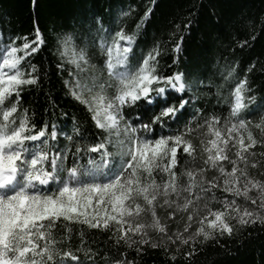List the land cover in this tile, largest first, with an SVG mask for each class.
Instances as JSON below:
<instances>
[{
  "label": "snow or ice",
  "instance_id": "obj_1",
  "mask_svg": "<svg viewBox=\"0 0 264 264\" xmlns=\"http://www.w3.org/2000/svg\"><path fill=\"white\" fill-rule=\"evenodd\" d=\"M149 12L145 11L136 24L137 28L142 26ZM183 27L189 28L190 22ZM18 40L21 41L19 44ZM56 40L58 51L60 46L67 48L71 44L75 47V37L72 35L58 34ZM134 40L135 33H128L124 28H118L114 33H101L97 29L91 43L104 54V65L98 69L93 65L92 74L88 77L84 76V70L80 67L81 61L85 66L89 63L86 49L80 48L76 54L73 61L76 70L69 73L65 87L75 100L87 108L96 127L105 130L108 135L96 143L77 144L72 154V166L64 163L67 152L53 151L50 154L48 151L58 136H67V133L60 131L56 124L51 126L50 131L47 124L37 130V126L29 121L27 110L23 113L19 111L21 86L35 84L38 80L35 64L27 71L20 65L44 44L42 33L36 28L32 38L25 34L23 37L10 36L7 43L0 40V264H68L65 258H70L74 264H81L77 255L79 248L62 250L57 246L53 229L61 218L70 223L86 224L89 228L105 229L114 221L118 232L117 243L121 240L126 244L137 245L151 242L152 247L158 245L151 241L147 229L165 233L160 243L179 241V244H187L199 235H203L205 240L215 232L230 235L233 228L228 221L233 212L241 225L257 221L264 224V183L251 177L247 169L248 158L254 155L247 150L258 141L248 131L246 121L238 119L241 109L248 107L253 100L252 96L247 95L248 104L245 103L247 81H233L230 115L225 118L226 136L223 134L224 129L218 126L220 116L213 114L205 121L213 138L203 146V152L207 154L206 159H203L204 167L186 169L182 174L187 177V184L184 185L173 168L177 164V152L181 146L184 153L195 158L196 148L192 141L181 132L171 136L154 135L153 139L140 134H154V125L157 123L161 127L165 121L175 123L189 98H180L177 103L170 100L169 92L183 96L186 90H191L192 85L185 83V73L174 71L165 75L158 71L159 43L144 54L137 64H131L130 53ZM182 40L183 37L172 46L174 53L181 52ZM175 62L176 57H173ZM58 67H63V64ZM105 70L107 77L104 76ZM231 77L232 71L229 69L225 81ZM141 102L152 109V114L145 120V115L137 112L136 120H133L125 108L135 107ZM229 119L238 122L228 126ZM256 127L264 128V116ZM121 129L123 139L120 138ZM240 130L247 132V143ZM67 138L72 140L71 136ZM229 141L233 143L229 145ZM110 145L116 151L109 152ZM231 148H235V158L232 159L228 155ZM81 152L93 155L89 156L86 163H82L77 159ZM117 155L119 161L115 159ZM229 160L232 165L230 171L220 163ZM241 163L244 166L238 167ZM256 166V162H252V167ZM157 168L168 174L167 180L156 182L153 174ZM207 168L218 171L219 175L207 179ZM142 173L147 174L143 179ZM221 180L222 184L219 183ZM218 187L232 193L233 197L243 195L253 207L245 206L241 212L234 198L229 201L225 197L222 201L225 211L212 210L208 201L216 197H209L208 193ZM250 188L257 189L259 196H250ZM194 189L198 190V194L193 199L184 197L183 203L170 198L172 194L176 197H181L185 192L192 194ZM201 195L205 201V215L200 214L199 207L190 208V205L200 204ZM141 197L143 204L137 202ZM159 197H163V205H175L176 211L187 210L189 223L185 224L183 235L179 230L174 235L166 234L156 213ZM101 208L105 211L102 212ZM142 213L145 214L143 219ZM174 215L175 212L169 211V217ZM197 217L199 226L195 233H189L191 223L196 222ZM125 224L127 227H124ZM129 233L139 239L133 240ZM189 254L184 253L185 256ZM86 256L87 264H92L93 256L87 253ZM110 264L133 262L114 259Z\"/></svg>",
  "mask_w": 264,
  "mask_h": 264
},
{
  "label": "trees",
  "instance_id": "obj_2",
  "mask_svg": "<svg viewBox=\"0 0 264 264\" xmlns=\"http://www.w3.org/2000/svg\"><path fill=\"white\" fill-rule=\"evenodd\" d=\"M148 10V17L137 28V22ZM189 22L190 27L185 29L183 26ZM36 28L42 33L44 44L36 53L26 58L20 67L27 71L35 64L38 80L35 84L21 86L19 111L23 113L27 110L26 115L30 123L37 126V130L47 124L50 131L51 126L56 124L60 131L72 137L69 141L67 136H58L48 149L50 154L53 151L67 152L64 163L72 166V154L75 153L77 144L96 143L108 135V132L96 127L87 108L73 98L65 87V80L70 72L76 70L73 61L80 48L86 49L89 57L87 66L83 62L80 64L84 76H91L93 65L97 69L104 65V54L98 46L91 43L97 29L101 33H114L118 28H124L128 33H135L130 53L131 64H137L144 54L159 43L158 71L165 75L174 71L185 73V83L192 85L191 90H186L183 96L177 92H169L170 100L177 103L180 98H189L175 123L165 121L163 127L157 123L154 125V134H140L153 139L154 135L171 136L181 132L186 139L192 141L196 148L195 158L184 153L182 146L178 148L177 164L173 171L181 178V183L187 184L186 175H182L186 169L204 167L203 159H206L207 154L203 152V146L213 138L205 121L211 115L221 117L218 126L227 135L225 118L230 115V90L233 81L239 79L247 81L245 103L248 104L247 95L252 96L253 100L248 107L241 109L238 119L246 121L248 131L258 141L247 150L254 153L248 158L247 169L251 177L264 183V142H261L264 141V128L256 127L264 116V0H0V40L7 43L8 37H23L25 34L32 38ZM58 34L74 36L75 47L71 44L67 48L60 46L58 51ZM181 37V52L177 54L172 51V46ZM20 42L18 40L17 44ZM173 57H176L175 63ZM61 64L63 67H58ZM229 69L232 77L225 81ZM104 76L107 77L106 70ZM125 112L133 120H136L137 112L143 113L147 120L152 109L141 102L135 107H126ZM233 122L238 121L229 119L228 126ZM240 131L247 143V132ZM113 140L115 142V138ZM232 143L229 141V145ZM108 150L116 151L111 145ZM90 155L93 154L81 152L77 159L86 163ZM228 155L230 159L235 158V148H231ZM118 158L117 155L115 159L118 161ZM252 162H256L255 168L252 167ZM220 163L231 170L230 160ZM237 166L244 165L241 163ZM145 175L147 174L142 173L141 178ZM218 175V171L212 168L205 171L207 179ZM153 176L157 183L168 179V174L159 168L154 170ZM219 183L222 184V180ZM196 194L198 190L194 189L192 194L185 192L181 197L172 194L170 198L183 203L184 197L193 199ZM213 195L216 199H209L208 203L214 211H225L222 203L225 197L229 201L234 198L240 205L241 212L245 206L253 207L251 201H246L243 195L233 197L232 193L223 191L222 187L208 193L209 197ZM249 195L258 197L259 191L250 188ZM158 200L156 213L166 234L174 235L179 230L183 235L184 226L189 223L187 210L176 211L175 205H163V197ZM137 202L143 204L142 197ZM204 202L201 195L200 204L190 205V208L199 207L200 214L205 215ZM169 211L175 212V215L169 217ZM231 215L228 222L233 231L230 235L215 232L206 240L203 235H199L187 244H179V241L160 243L165 233L155 229H147V232L151 241L157 243V247H152L151 242L137 245L126 244L121 240L117 243L118 232L114 221L105 229L89 228L86 224L70 223L61 218L57 221L53 234L58 242L57 246L62 250L80 249L77 255L81 264H87L86 253L93 256L92 264H110L114 259L132 261L133 264H264V224L257 221L241 225L235 218L236 214L233 212ZM141 217L143 219L145 214L142 213ZM147 217L150 219V213ZM198 226L197 217L196 222L191 223L189 233H195ZM65 228L68 229L67 232L64 231ZM205 229L207 230L206 223ZM129 235L133 240L139 239L135 234ZM185 252L190 254L185 256ZM65 259L68 264H74L70 258Z\"/></svg>",
  "mask_w": 264,
  "mask_h": 264
},
{
  "label": "rangeland",
  "instance_id": "obj_3",
  "mask_svg": "<svg viewBox=\"0 0 264 264\" xmlns=\"http://www.w3.org/2000/svg\"><path fill=\"white\" fill-rule=\"evenodd\" d=\"M80 64L82 65V61L80 62ZM121 131V139H123V135H122V129L120 130ZM120 157L118 158V161H119ZM127 203V202H126ZM102 212L105 211V209L101 208L100 209ZM89 211H91V209H89ZM109 211H110V205H109Z\"/></svg>",
  "mask_w": 264,
  "mask_h": 264
}]
</instances>
